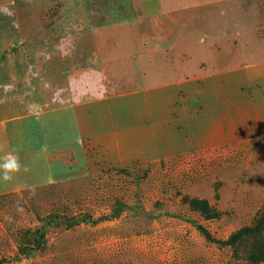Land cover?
<instances>
[{"label":"rangeland","instance_id":"1","mask_svg":"<svg viewBox=\"0 0 264 264\" xmlns=\"http://www.w3.org/2000/svg\"><path fill=\"white\" fill-rule=\"evenodd\" d=\"M0 86L168 107L165 155L0 193V264H264V0H0Z\"/></svg>","mask_w":264,"mask_h":264},{"label":"crops","instance_id":"2","mask_svg":"<svg viewBox=\"0 0 264 264\" xmlns=\"http://www.w3.org/2000/svg\"><path fill=\"white\" fill-rule=\"evenodd\" d=\"M183 85L175 86L174 90L176 130L184 125L180 119L189 110L187 105L193 109L188 97L183 106ZM184 87L188 94L193 91L197 94L191 84ZM3 88L0 86V90ZM164 94L167 95V90L162 87L148 93L68 102L48 109H41L35 102L30 103L29 109L23 99L8 107L0 99V163L5 153H12L27 168L25 171L22 167L8 181L2 179L3 170H0V193L57 182L81 166L112 161L130 163L144 157L146 152L161 154V148L165 155L168 107ZM156 96L157 103L153 100ZM156 109L162 115L157 122L152 119Z\"/></svg>","mask_w":264,"mask_h":264},{"label":"clouds","instance_id":"3","mask_svg":"<svg viewBox=\"0 0 264 264\" xmlns=\"http://www.w3.org/2000/svg\"><path fill=\"white\" fill-rule=\"evenodd\" d=\"M22 167H24L25 171L27 170L26 166H22L20 164L18 155L5 153L3 163H0V170H3L2 179L5 181L11 180L13 178V174L19 172Z\"/></svg>","mask_w":264,"mask_h":264},{"label":"trees","instance_id":"4","mask_svg":"<svg viewBox=\"0 0 264 264\" xmlns=\"http://www.w3.org/2000/svg\"><path fill=\"white\" fill-rule=\"evenodd\" d=\"M101 219H102V217H99V218H97V219H92L91 222L94 223V222H97V221H99V220H101Z\"/></svg>","mask_w":264,"mask_h":264}]
</instances>
